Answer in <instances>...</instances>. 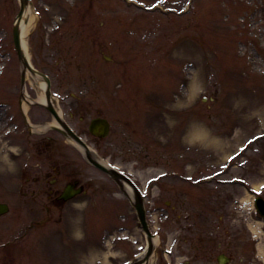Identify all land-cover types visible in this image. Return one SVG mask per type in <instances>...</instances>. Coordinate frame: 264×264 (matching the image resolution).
Instances as JSON below:
<instances>
[{"label":"rangeland","instance_id":"374dc122","mask_svg":"<svg viewBox=\"0 0 264 264\" xmlns=\"http://www.w3.org/2000/svg\"><path fill=\"white\" fill-rule=\"evenodd\" d=\"M44 1L51 6L33 0L26 52L51 77L63 108L78 114L69 120L77 133L85 134L80 116L110 121L106 140L87 143L96 159L146 193L148 222L160 240L149 264H187L183 237L190 264H217L219 253L230 258L226 264H264V222L255 232L244 225L258 220L251 199H264V0ZM17 11V0H0V105L18 96ZM2 109L0 202L11 203L17 167L6 148L10 112ZM28 118L38 125L52 120L36 108ZM69 149L75 159L66 163L76 168L83 159ZM87 168L85 193L108 197L70 204L59 217L44 207L51 210L42 211L47 221L27 235L31 213H7L0 242L36 248L29 264H121L134 257L146 243L134 208L105 175ZM11 226L18 240L8 238L4 229Z\"/></svg>","mask_w":264,"mask_h":264},{"label":"flooded vegetation","instance_id":"af4514ba","mask_svg":"<svg viewBox=\"0 0 264 264\" xmlns=\"http://www.w3.org/2000/svg\"><path fill=\"white\" fill-rule=\"evenodd\" d=\"M58 176H63L65 178H69V179H73L74 177V173L72 171H58ZM76 181L74 182H70V181H67L66 183H71L72 185H75L76 187V184H75ZM48 187V184L47 185H44L42 182L41 183H37L33 188H32V192L30 194H28V196L30 197V200L32 201H42L43 199V194L41 192L44 191V187ZM60 189V191H59ZM59 189H57L55 191V193H53V195L51 194H48L47 195V200L48 201H57V203H62L61 200H58V195L61 193L62 189H63V186L61 188V185H59ZM24 195H27V194H24ZM56 203V202H55ZM56 203V204H57ZM60 205V204H58ZM13 261L14 259L13 258H10V259H1L0 258V264H13Z\"/></svg>","mask_w":264,"mask_h":264},{"label":"bare ground","instance_id":"6f19581e","mask_svg":"<svg viewBox=\"0 0 264 264\" xmlns=\"http://www.w3.org/2000/svg\"><path fill=\"white\" fill-rule=\"evenodd\" d=\"M27 14H29V16H28V20L26 21V23L23 22V21H21V23H20V28H21V29H20V30H21V43H22L24 49H26L25 36L27 35V33H28V31H29V29H30V27H31V25H32V23H33V21H34V19H35L34 16H31V15H30V12H29V6H28V5L26 6L25 11H24V15H27ZM40 86H41L42 88H44V86H43L42 84H41ZM38 99H39L40 101H43V100H44L42 94L39 95ZM258 225H259V224H257V226L252 225V226H251V231L255 232V231L259 228ZM154 243L157 244V240H155ZM259 247H260V246H259ZM260 248H261V247H260ZM106 260H107V258H106ZM107 262H108V261H107ZM105 263H106V261H105Z\"/></svg>","mask_w":264,"mask_h":264},{"label":"water","instance_id":"95a60500","mask_svg":"<svg viewBox=\"0 0 264 264\" xmlns=\"http://www.w3.org/2000/svg\"><path fill=\"white\" fill-rule=\"evenodd\" d=\"M15 41H16V48H17V51L20 53L19 48H18V46H17V35H15ZM140 218H142V214L140 215Z\"/></svg>","mask_w":264,"mask_h":264}]
</instances>
